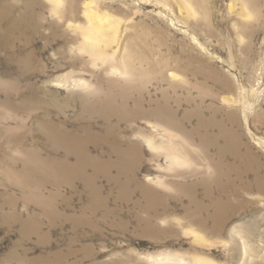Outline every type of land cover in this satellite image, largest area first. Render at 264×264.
<instances>
[{"label": "rangeland", "instance_id": "rangeland-1", "mask_svg": "<svg viewBox=\"0 0 264 264\" xmlns=\"http://www.w3.org/2000/svg\"><path fill=\"white\" fill-rule=\"evenodd\" d=\"M0 264H264V0H0Z\"/></svg>", "mask_w": 264, "mask_h": 264}, {"label": "bare ground", "instance_id": "bare-ground-1", "mask_svg": "<svg viewBox=\"0 0 264 264\" xmlns=\"http://www.w3.org/2000/svg\"><path fill=\"white\" fill-rule=\"evenodd\" d=\"M64 138H65V137H64ZM71 139H72V138H71ZM72 140H73V139H72ZM220 206H221V205H220ZM224 206H225V205H224ZM218 208H220V207H218ZM221 208H222V207H221ZM214 216H215V215H214ZM214 218H215V217H214ZM214 218H213V219H214ZM215 219H216V218H215Z\"/></svg>", "mask_w": 264, "mask_h": 264}]
</instances>
